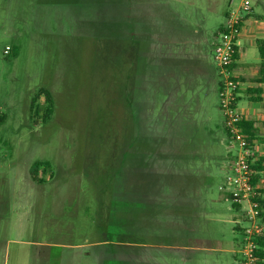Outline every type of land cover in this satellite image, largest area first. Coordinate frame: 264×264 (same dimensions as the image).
Listing matches in <instances>:
<instances>
[{"label": "rangeland", "instance_id": "1", "mask_svg": "<svg viewBox=\"0 0 264 264\" xmlns=\"http://www.w3.org/2000/svg\"><path fill=\"white\" fill-rule=\"evenodd\" d=\"M240 1L0 0V264H242L244 211L219 175L196 187L181 172L208 168L206 151L214 168L236 153L220 97L177 100V18L199 19L223 81L213 48ZM250 1L264 15V0ZM127 26L146 69L135 97ZM41 88L50 118L44 96L32 108ZM42 161L52 168L34 181Z\"/></svg>", "mask_w": 264, "mask_h": 264}, {"label": "crops", "instance_id": "2", "mask_svg": "<svg viewBox=\"0 0 264 264\" xmlns=\"http://www.w3.org/2000/svg\"><path fill=\"white\" fill-rule=\"evenodd\" d=\"M257 2L263 6V3L260 0ZM232 8L225 12L226 17ZM202 18L206 19V15L204 14ZM127 28L131 31L126 37H124L125 41L135 44L137 53L135 59L136 63L133 62V54L131 57L128 54L130 57L128 62L131 63L132 73V65L136 64L137 69L136 74L130 81H127L125 90L126 92L130 90V94L132 95L133 93L135 97V90L137 88L140 90V85L146 74V69L142 59H139L141 58L142 51L141 43L134 39L132 29L128 26ZM204 39L205 35L199 19L193 21H178L177 18V100H179V97L182 101L188 99L197 102L198 100V108H204L206 100L211 99L213 95L214 98H216L215 95L219 96L220 79L217 77V73L207 59V54L203 46ZM261 42L264 44V15H256L254 8L252 7L251 13L245 17L242 34L237 41V59L234 62V72L240 81L238 88V107L245 114L246 120L252 121L257 129L256 141L254 143L255 159L264 156V82L261 81L262 57L259 50ZM134 50L135 49H133V51ZM243 99H247L248 101L246 104L240 106V102H242ZM211 101H213V104L217 102L216 99L209 100V102ZM183 106L188 107V104L184 103ZM218 109H220L219 104ZM206 120L207 121L203 127L206 131L211 133L213 130L207 125L209 119L206 118ZM192 121L193 118L190 122ZM194 126L198 128V124H195ZM223 128L226 133L224 124ZM223 140H226V138L217 137V139L214 138L212 143L216 142V144H224ZM210 142L211 141L209 140V143ZM211 153L214 152L212 150L206 151V155L204 156L207 160L210 158V160L206 161V163L209 164V169L196 164L194 168L185 169L186 171H184V169L181 170L182 173H189L195 180L200 179L199 182L194 183V186L196 187L202 184V177H206V179L209 180L211 177L214 176L216 178L219 175V178H222L219 184V189L225 182V176L230 169L232 152L227 148L226 153L228 154V158L223 156L221 161L216 162L217 164L215 163V168L210 164H214V156H211ZM259 181L263 187L262 189H264V170L259 175Z\"/></svg>", "mask_w": 264, "mask_h": 264}, {"label": "built area", "instance_id": "3", "mask_svg": "<svg viewBox=\"0 0 264 264\" xmlns=\"http://www.w3.org/2000/svg\"><path fill=\"white\" fill-rule=\"evenodd\" d=\"M250 0H241L233 7L225 25L218 32V41L214 44L213 58L224 79L219 91L220 110L224 116V125L228 131L230 146L238 145L230 163V169L225 176V182L220 186L225 197L239 205L244 211V219L248 225L243 229L241 252L242 264H259L255 254L257 236L264 234V208L259 197L263 188L260 181L254 180L255 171L252 169V158L255 148L249 143V136L244 132L241 122L246 120L245 114L238 107V88L240 81L232 66L235 62L237 41L242 34L245 17L251 13ZM10 48H6L8 53Z\"/></svg>", "mask_w": 264, "mask_h": 264}, {"label": "trees", "instance_id": "4", "mask_svg": "<svg viewBox=\"0 0 264 264\" xmlns=\"http://www.w3.org/2000/svg\"><path fill=\"white\" fill-rule=\"evenodd\" d=\"M123 40H125V39H123ZM131 49L129 52H127V56H128V54L130 55V52H132L133 62H135L136 54H137L136 53V45L132 44ZM133 49H135V50L133 51ZM259 50H260V54L262 57V64H261L262 79H261V81L264 82V44L262 42L259 45ZM17 53H18V49L15 50L14 54L17 55ZM128 59H129V56H128ZM236 59H237V51L235 53V60ZM132 66H133L132 67L133 73L131 72L127 76V80H126V84H125L124 88H126L127 81H130L131 78L136 74L137 66H136V64L132 65ZM232 66L234 67V62L232 64ZM221 85H222V81H220V84H219V91H220ZM42 96H44V101L46 102V106L44 108V118H50L54 112V99H53L51 92L48 89L41 88V91L38 94H35V96L32 99V108H34L35 103L37 106L36 108H38V109L40 108L39 103H38V99ZM219 108H220V105H219ZM5 119H6V115L0 111V124L3 123L5 121ZM241 126H242L244 132L247 133L249 136L250 145L254 146V143L256 141V136H257V129L254 126V123L252 121L244 120L241 122ZM224 127H225V125H224ZM226 133L228 135L227 129H226ZM251 163H252V169L255 171L254 180L256 182L259 180L260 173L264 170V156L259 157L258 159L257 158L255 159V157H253ZM50 168H51V164L48 161L36 162L31 168L33 180L34 181L35 180L36 181L42 180L43 178H41V177H40V179L37 178L38 172L45 174L46 172H48L50 170ZM260 191H261V195L259 197V201L261 203V206L264 208V189H261ZM232 205L234 208L239 209V205H237L235 203H233ZM139 206H141V204H139ZM263 217H264V211H263ZM236 229L241 230V228L239 226H236ZM115 237H116V235H115ZM117 240L118 239L114 238V236H113V238H111V239H108V240L104 239L103 242H107L109 247H114V243L119 242ZM255 242L257 244L255 254L259 259V264H264V234L257 236L255 239Z\"/></svg>", "mask_w": 264, "mask_h": 264}]
</instances>
